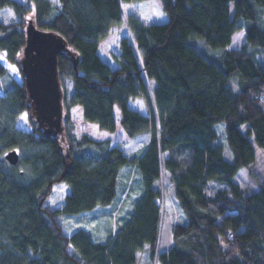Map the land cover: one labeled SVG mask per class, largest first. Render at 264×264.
Returning <instances> with one entry per match:
<instances>
[{
    "label": "trees",
    "instance_id": "obj_1",
    "mask_svg": "<svg viewBox=\"0 0 264 264\" xmlns=\"http://www.w3.org/2000/svg\"><path fill=\"white\" fill-rule=\"evenodd\" d=\"M122 1L141 0H0L16 15L0 19V54L24 78L0 61V264H138L146 250L152 264H264V181L250 192L236 179L242 168L255 176L252 136L264 149V0H159L165 22L124 18ZM124 22L114 67L99 50ZM31 25L66 42L59 128L33 114L21 66ZM241 30L245 41L230 48ZM138 97L148 115L130 106ZM75 105L101 129L150 133L148 143L131 155L111 138L78 137ZM25 111L32 130L16 124ZM123 175L142 177L125 221L104 241L85 227L67 233L59 213L112 205ZM57 182L71 188L62 207L48 203ZM166 186L182 213L167 244Z\"/></svg>",
    "mask_w": 264,
    "mask_h": 264
},
{
    "label": "rangeland",
    "instance_id": "obj_2",
    "mask_svg": "<svg viewBox=\"0 0 264 264\" xmlns=\"http://www.w3.org/2000/svg\"><path fill=\"white\" fill-rule=\"evenodd\" d=\"M122 6L124 18H126L129 13H135L147 22H165L168 19L159 0H141L131 2L122 1ZM15 17L16 15L11 7H4L0 11V19L5 22H10L15 19ZM127 34L126 23L124 22L120 25L114 26L109 33V36L101 44V55L105 59L110 60V63L113 66H117V62L114 60V54H117L120 51V40ZM244 41V30L238 31L233 36V42L230 48L240 47ZM200 49H202V47H200ZM0 61L7 67L12 76L20 84H23L24 78L20 66L11 63L7 59L5 53L0 54ZM2 94L4 93L0 89V95ZM131 107L137 108L144 113H148L147 106L143 98H135L134 101L131 102ZM116 108L117 116L119 118V115H121L120 108L119 106H116ZM72 114L74 118L73 120L75 122V132L78 137H81L83 134H89L90 136L97 139L111 138L112 141L116 142V144L122 146L121 148H123L126 153L131 155L140 154L145 145L148 143L149 137L145 132L131 137L126 134L120 123L118 124L117 130L112 132L99 128L96 123L86 121L82 117L83 115L80 108H74L72 110ZM16 124L18 127L24 130L33 129V126L30 122V117L26 111L20 115ZM252 141L254 143L256 152V160L252 167L255 176L253 177L249 175L248 168H242L236 177L237 181L250 192L256 191L260 188L257 178H260L264 181V149L257 143L253 136ZM223 145L225 147L224 149L226 157L232 159L233 154L227 141L225 144L223 143ZM119 184L120 186L118 188V195L110 206H99L94 210L81 213H59L58 218L64 225L66 232L72 233L79 227H85L92 232L93 237L96 240L104 241L107 239L108 236L115 231L117 225L122 221H125V218L129 216L131 208L142 193V177L140 175L133 177L132 175L131 177L123 175L121 180H119ZM70 191L71 188L66 182H57L53 186V191L48 198V203L52 207H62L65 198ZM163 200L164 204H166V208L165 222L162 226L161 233L166 240L165 244H167V238L170 236V221L180 220L182 218V213L177 206L170 187L168 186L165 188ZM121 206L122 208H120ZM138 264H152L151 260L149 259L148 250L139 256Z\"/></svg>",
    "mask_w": 264,
    "mask_h": 264
},
{
    "label": "water",
    "instance_id": "obj_3",
    "mask_svg": "<svg viewBox=\"0 0 264 264\" xmlns=\"http://www.w3.org/2000/svg\"><path fill=\"white\" fill-rule=\"evenodd\" d=\"M27 44L21 58L30 94L35 95L38 106L37 116L44 125L59 128L63 122L61 109L62 92L57 72V56L66 46L64 39L58 35L43 32L34 26L27 29ZM30 84V85H29ZM32 90L35 92L32 93ZM6 158L12 164L19 160L17 150H11Z\"/></svg>",
    "mask_w": 264,
    "mask_h": 264
},
{
    "label": "crops",
    "instance_id": "obj_4",
    "mask_svg": "<svg viewBox=\"0 0 264 264\" xmlns=\"http://www.w3.org/2000/svg\"><path fill=\"white\" fill-rule=\"evenodd\" d=\"M103 43V41L101 42V44ZM101 47V46H100ZM120 49V48H119ZM99 52H100V50H99ZM100 55H101V53H100ZM101 57H102V59L103 60H105V61H107V62H109L110 63V60H108V59H105L102 55H101ZM115 60V59H114ZM112 61H113V59H112ZM111 64V63H110ZM4 65V64H3ZM112 65V64H111ZM113 66V65H112ZM6 67V66H5ZM115 67V66H114ZM7 68V67H6ZM135 99V98H134ZM134 99H131L130 100V102H129V104H130V106H131V102L132 101H134ZM145 102V101H144ZM74 108H80V110H81V112L83 113V109H82V107L81 106H79V105H75V106H73V108H72V110L74 109ZM132 108H134V107H132ZM134 109H136V110H139V109H137V108H134ZM117 108H115V116H116V119H117V121L119 122L120 121V118H121V115H119V118H118V116H117ZM140 111V110H139ZM147 111H148V109H147ZM141 113H143V114H149V112L148 113H144V112H142V111H140ZM83 115V114H82ZM72 117H73V114H72ZM83 117V116H82ZM74 119V118H73ZM148 134V137H149V134L150 133H147ZM89 135V134H88ZM137 136V135H136ZM148 141H149V138H148Z\"/></svg>",
    "mask_w": 264,
    "mask_h": 264
},
{
    "label": "flooded vegetation",
    "instance_id": "obj_5",
    "mask_svg": "<svg viewBox=\"0 0 264 264\" xmlns=\"http://www.w3.org/2000/svg\"><path fill=\"white\" fill-rule=\"evenodd\" d=\"M26 78V77H25ZM25 81H27V83H29V80H28V78L25 80ZM30 85V84H29ZM34 91L32 90V93H33ZM35 93V92H34ZM31 100H32V107H33V114H37V112H38V106H37V102H36V97H35V95H32L31 94ZM36 120H38V121H40V123H42L43 124V122H41V120L39 119V117L36 115ZM47 127H49L48 125H47ZM49 128H51V127H49Z\"/></svg>",
    "mask_w": 264,
    "mask_h": 264
}]
</instances>
